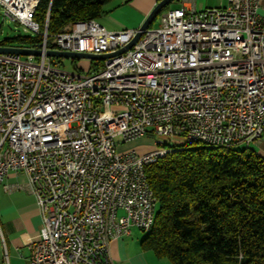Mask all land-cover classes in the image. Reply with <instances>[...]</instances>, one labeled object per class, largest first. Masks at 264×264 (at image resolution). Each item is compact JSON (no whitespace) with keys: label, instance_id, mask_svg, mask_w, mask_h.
<instances>
[{"label":"built area","instance_id":"obj_1","mask_svg":"<svg viewBox=\"0 0 264 264\" xmlns=\"http://www.w3.org/2000/svg\"><path fill=\"white\" fill-rule=\"evenodd\" d=\"M262 1L166 10L130 50L81 74L45 52L112 53L138 29L77 21L49 44L47 25L40 32L34 22L39 0H0L4 22L42 37L39 58L0 55V193L10 172L23 173L42 220L28 264H113L109 245L144 232L157 209L146 168L166 156V143L145 154L135 143L249 147L263 137ZM103 120L119 123L116 137Z\"/></svg>","mask_w":264,"mask_h":264},{"label":"trees","instance_id":"obj_2","mask_svg":"<svg viewBox=\"0 0 264 264\" xmlns=\"http://www.w3.org/2000/svg\"><path fill=\"white\" fill-rule=\"evenodd\" d=\"M111 1L39 0L34 22L40 32L47 25L51 44L72 23L98 20ZM41 43L40 35L15 37L0 47ZM146 177L157 209L142 251L170 264H264V160L253 149L187 143L147 167Z\"/></svg>","mask_w":264,"mask_h":264},{"label":"crops","instance_id":"obj_3","mask_svg":"<svg viewBox=\"0 0 264 264\" xmlns=\"http://www.w3.org/2000/svg\"><path fill=\"white\" fill-rule=\"evenodd\" d=\"M158 0H112L104 6V14L96 22L107 31L138 29ZM178 8L189 5L197 10L225 8L228 0H176ZM169 10V9H167ZM259 14L264 22V1ZM153 24V23H152ZM143 142H137L133 147ZM264 160V135L249 146ZM7 192L0 193V264H28L29 242L39 238L42 226L40 212L34 197L27 191V177L23 173L10 172L3 181ZM132 229L109 245V258L113 264H170L166 259H157L152 252L142 251L143 239Z\"/></svg>","mask_w":264,"mask_h":264},{"label":"rangeland","instance_id":"obj_4","mask_svg":"<svg viewBox=\"0 0 264 264\" xmlns=\"http://www.w3.org/2000/svg\"><path fill=\"white\" fill-rule=\"evenodd\" d=\"M178 5L176 2H172L169 6V10L177 9ZM163 13V12H162ZM160 13L156 20L151 25L152 28L158 27V19ZM33 37L34 34L25 30L22 26L14 24V23H7L2 20L1 14H0V43H2L5 40L13 39L15 37ZM26 59V58H22ZM33 60V59H32ZM34 61V60H33ZM51 64L55 67H57L60 70H63L66 73H81V74H88V70L90 68H94L96 64H98V61H89V60H70V59H56L51 58ZM158 141V142H164L168 147H171L173 149L185 146L187 144L186 139L180 137H174L172 139L170 138H146L144 139L143 143L139 146H135L134 150L137 154H145L152 150V142ZM127 147V146H125ZM122 147L121 149L125 148ZM237 150H243L245 147L243 145H238L235 147ZM137 233L141 235L142 238H144L147 233L135 230Z\"/></svg>","mask_w":264,"mask_h":264},{"label":"water","instance_id":"obj_5","mask_svg":"<svg viewBox=\"0 0 264 264\" xmlns=\"http://www.w3.org/2000/svg\"><path fill=\"white\" fill-rule=\"evenodd\" d=\"M174 1L176 0H160L151 10V12L143 21L141 26L138 28V33L133 37V39L122 49H119L115 52L107 53V54H79V53H66V52L48 50L45 52V56L47 58L89 60V61H104L110 58H114L116 56H120L132 48V46L140 38L141 33L147 30L155 21L156 17ZM41 54L42 51L38 49V47L35 49L0 47V55H14L22 58H29V57L39 58Z\"/></svg>","mask_w":264,"mask_h":264},{"label":"bare ground","instance_id":"obj_6","mask_svg":"<svg viewBox=\"0 0 264 264\" xmlns=\"http://www.w3.org/2000/svg\"><path fill=\"white\" fill-rule=\"evenodd\" d=\"M102 128H108L107 129V137H116V135L119 133V123L117 121H111V120H103L102 121ZM187 143H193L192 139H186ZM213 148H219L221 149L222 146H210ZM226 147H232L231 145H224V148ZM173 152V148L168 147L166 145V155ZM158 161H151L149 162V166L154 165ZM156 210H150L148 214V223H146L144 233H149L152 229L153 223H154V217H155Z\"/></svg>","mask_w":264,"mask_h":264}]
</instances>
